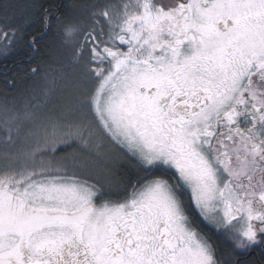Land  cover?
I'll use <instances>...</instances> for the list:
<instances>
[{"label": "snow or ice", "instance_id": "obj_1", "mask_svg": "<svg viewBox=\"0 0 264 264\" xmlns=\"http://www.w3.org/2000/svg\"><path fill=\"white\" fill-rule=\"evenodd\" d=\"M33 7L70 49L0 102V264L264 256V0Z\"/></svg>", "mask_w": 264, "mask_h": 264}, {"label": "trees", "instance_id": "obj_2", "mask_svg": "<svg viewBox=\"0 0 264 264\" xmlns=\"http://www.w3.org/2000/svg\"><path fill=\"white\" fill-rule=\"evenodd\" d=\"M103 0H56L59 6L57 15L60 21H68L80 16L81 5ZM49 0H0V26L10 24L21 30L22 38H17L5 52L3 42H0V102L5 96L9 101L19 102L18 96L29 93L41 81L44 70L51 63L56 68V62L62 59V53L70 49L65 45L60 24L51 22L49 31H44L41 17L43 12L34 4L47 6ZM3 5H8L7 19ZM32 36H37L38 51L30 45ZM37 68L38 75L31 74L32 68ZM218 243L225 247V242L218 236ZM262 260V259H261ZM249 264H260L252 259Z\"/></svg>", "mask_w": 264, "mask_h": 264}, {"label": "flooded vegetation", "instance_id": "obj_3", "mask_svg": "<svg viewBox=\"0 0 264 264\" xmlns=\"http://www.w3.org/2000/svg\"><path fill=\"white\" fill-rule=\"evenodd\" d=\"M213 239L218 242V234H214ZM239 259L241 260L242 264H249L252 259H256L257 262L261 264V261L264 260V256H262L261 251L257 249L255 251H250L246 255L240 256Z\"/></svg>", "mask_w": 264, "mask_h": 264}, {"label": "rangeland", "instance_id": "obj_4", "mask_svg": "<svg viewBox=\"0 0 264 264\" xmlns=\"http://www.w3.org/2000/svg\"><path fill=\"white\" fill-rule=\"evenodd\" d=\"M28 93L23 94L22 96H18L19 102L23 103L24 98L27 96Z\"/></svg>", "mask_w": 264, "mask_h": 264}]
</instances>
